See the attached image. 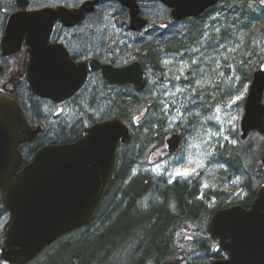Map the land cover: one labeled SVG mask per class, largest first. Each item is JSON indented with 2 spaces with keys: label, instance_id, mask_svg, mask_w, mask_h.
<instances>
[{
  "label": "rangeland",
  "instance_id": "1",
  "mask_svg": "<svg viewBox=\"0 0 264 264\" xmlns=\"http://www.w3.org/2000/svg\"><path fill=\"white\" fill-rule=\"evenodd\" d=\"M32 1L37 8H75L85 2ZM246 1L229 0L227 6L219 5L196 23L184 21L163 29L161 23L170 19L168 9L157 0H142L143 16L150 24L140 33L127 29L129 19L119 3L105 1L74 30L57 28L56 35L81 59L95 57L118 65L138 59L147 40L168 42L160 51L157 65L146 68L149 83L140 100L148 106V113L139 116L142 105L132 110L130 120L136 127L129 123L133 139L123 152L118 175L121 192L137 179L149 186L151 193L135 204L143 214L159 204L165 206L166 199L160 195L163 191L167 194L169 187L178 185L193 191L201 209L196 225L190 222L187 226L189 234L196 226L207 228L214 211L246 200L249 189L261 185L257 184L262 178L256 168L264 152V135L251 133L247 140H241L240 122L253 72L264 63V3ZM173 39L181 40L180 46H172L169 41ZM97 83L98 77L91 76L80 95L63 105V113L58 116V107L36 101L46 115L47 126L39 144L73 140L81 126L88 128L102 119L110 109L107 101L117 97L120 90L99 88ZM171 132H181L182 143L175 153L164 157L156 151ZM178 170L189 174L178 176ZM170 205L174 207L175 202ZM9 220L8 215L0 216V249ZM140 222L135 219L127 232L136 233L137 241L118 254L114 263L139 264L133 258H139L141 245L145 264H152L151 257H164L166 251L155 241L158 226L143 230ZM182 230L178 231L177 244L186 252L183 264H208L207 254L199 246L190 247ZM161 234L164 238V232ZM77 253L73 247H54L42 261H37L38 257L31 264H69ZM172 255L176 252L169 258ZM0 264L4 263L0 260Z\"/></svg>",
  "mask_w": 264,
  "mask_h": 264
},
{
  "label": "water",
  "instance_id": "2",
  "mask_svg": "<svg viewBox=\"0 0 264 264\" xmlns=\"http://www.w3.org/2000/svg\"><path fill=\"white\" fill-rule=\"evenodd\" d=\"M102 1L87 0L75 8L46 6L19 12L9 20L2 49L18 50L25 38L31 54L27 79L38 98L61 104L78 94L95 73L106 85H130L137 93L146 90L148 76L139 59L118 67L95 58L75 62L65 45L51 43L57 23L74 28L84 23ZM109 1L128 10L129 31L140 33L148 28L149 20L142 15L138 0ZM158 1L171 10V20L176 23L197 19L221 2ZM17 5L26 8L28 0H18ZM171 24L164 22L166 26ZM263 99L264 63L252 75L240 122L241 140H247L252 132L264 134ZM44 130L43 125L29 122L17 99L0 94V189L11 214L0 249L6 264H31L62 237L90 226L117 175L120 148L133 139L131 127L113 118L89 127L75 142L41 146L25 162L21 147L36 141ZM182 138L181 132L165 136L169 154L179 149ZM261 161L264 166V154ZM208 232L228 256L210 264H264V186L251 209L237 205L215 211L208 221Z\"/></svg>",
  "mask_w": 264,
  "mask_h": 264
},
{
  "label": "trees",
  "instance_id": "3",
  "mask_svg": "<svg viewBox=\"0 0 264 264\" xmlns=\"http://www.w3.org/2000/svg\"><path fill=\"white\" fill-rule=\"evenodd\" d=\"M243 1L247 2L246 0ZM225 3L227 6L229 0H226ZM210 12H206L204 15ZM204 15L198 19H190L187 21L196 23L198 20L204 18ZM152 39L145 41L142 48L143 54L138 55V59L143 63L145 69L149 64L157 65L156 63L159 59L160 51L161 49L167 47L168 43L167 41H161L160 43L158 38ZM169 42H171V45L175 47H178L181 44V40L177 39H173ZM97 84L99 88H109L108 85L104 84L99 77ZM111 87L120 90L121 92H117V97L111 98L107 101L110 107L109 111L103 115L101 120L93 121L91 125L113 118H120L130 125L129 123L132 122L130 120L132 110L137 109L139 106L141 107V105L143 106V101L140 100V97L143 96L144 92L137 93L133 91L134 93L130 94L128 93V91L130 92L132 90L130 85L124 87ZM140 112L139 116L142 115L146 117L148 113V106H143ZM131 124H133L132 126L135 129V122H132ZM86 129L87 128L84 126H81V131H77V133H75L76 138L82 137ZM51 143L57 144L64 142H61L60 140ZM42 145L44 144H39L37 141L32 145L21 147V150L25 155L26 162L30 161L34 157L35 152ZM128 145H124L121 148L122 152H120V162L121 160H124L125 156L123 155V152L129 149ZM257 165L258 167L256 169L261 174L259 177L262 178H257V180H261L257 184H260L264 178V169L261 161H258ZM119 179V175H117L94 222L86 228L62 237L55 244L44 251L41 254L42 256L40 255L41 257L39 256L37 261L40 262L47 257L52 248L64 246L67 248L73 247L78 250V253L73 255L69 264H117L113 262L114 258L118 254H122L123 250L125 251L130 243L133 244V242L137 241L138 237L136 233H127L130 229L129 227L133 226L135 219L142 221L140 222V226L143 230L149 229V227H156V225L158 226L155 233L157 234L155 241L159 244L156 246L158 248L163 246L166 252L162 259H154L151 257L152 259L149 262L152 264H164L170 260H176L180 264L184 263L182 260L186 252L184 253L180 250L181 245L177 244V234L180 229H183L182 231L186 233V236L188 237L187 241L189 242L190 247L196 248L199 246L201 250L207 254L208 261L212 262L225 257L218 244L211 239L205 226H196L193 234L188 233V224L192 222L196 225L198 220L196 219V216L201 209V204L197 203L196 195H194L193 191H187L185 188L178 185L169 187L170 190L167 194H164L163 191L160 195L162 199H166L165 206L159 204L152 210L143 214V212H140L135 207V204L136 202H140L144 199L146 193H151V191H148L149 186L147 184L145 185L144 181H137V179L134 180L135 182L132 183L129 188H126L121 192L122 184ZM171 201L175 202L174 207L170 205ZM153 219L154 221L152 222ZM159 231L164 232V238H161L162 234ZM178 236H180V233ZM171 245H174V249L172 251H170ZM138 248L140 249L139 251H141V254L139 258H136L135 256L133 261L135 262L137 259V261L139 260V264H145V257H141L143 253L142 245ZM175 252L176 256L172 255V258H169L171 254H174ZM0 260L3 262L1 257Z\"/></svg>",
  "mask_w": 264,
  "mask_h": 264
},
{
  "label": "flooded vegetation",
  "instance_id": "4",
  "mask_svg": "<svg viewBox=\"0 0 264 264\" xmlns=\"http://www.w3.org/2000/svg\"><path fill=\"white\" fill-rule=\"evenodd\" d=\"M85 1H87V0H85ZM105 1H109V0H104L101 2V4ZM138 1L141 5V10H142V8H143L142 7V0H138ZM17 2H18V0H0V94L5 95V96H7L13 100L17 99L19 101V103L21 104L23 110L25 111V113L29 119V122L32 125H34V126L43 125L44 126V128H45L44 133L38 139V140H40V138L45 134V131L47 129V126H45L46 115L44 114L42 109L37 106L36 101H47L49 103H52L54 106L58 107V110L55 114L56 116H58V115H61L63 113L62 106L65 105L66 103L70 102L72 99L78 97L80 95L81 91L78 94H76L73 98H71V99H69V100H67L61 104L55 103V102L50 101V100L40 99L36 95L33 94V92L31 91L30 85L28 83V79H27V70L29 67L31 54L29 52V47L25 46V38L21 41L20 48L18 50L13 51V52H8V51L5 52L1 46V41L5 38V35H6V28H7V25L9 23V20L15 14L22 12V11L31 12V11H36V10L40 9V8L35 7L32 0H28V6L26 8H21L20 6L17 5ZM225 2H226V0H221V2L219 4L208 9L207 12L214 11L219 5H222ZM259 2L262 3L263 1H259ZM162 6H164V5H162ZM122 8L125 10L126 15L129 19L128 10L125 9L124 7H122ZM165 8H167V7H165ZM167 9L170 13V15H169L170 19H168L166 21H172V24H171V26H166V25H164V22H166V21H164L163 23H161V28H163V29L169 28V27L174 26L175 24H178V23L174 22L173 20H171V10L169 8H167ZM142 15H143V10H142ZM187 20H190V19H187ZM187 20H185V21H187ZM179 23H182V22H179ZM149 24H150V21H149ZM80 25H78L74 28H66L62 24L57 23L55 25V28H54L53 33H52L51 43L64 44L66 46V48L69 50V52H70V54H71V56L75 62H78V61L88 62L89 59L95 58V57H89L87 59H81L80 55L75 54L74 53L75 51H73L71 49V47L68 46L66 43H63L61 41V39L59 38V36L56 35L58 27H62L63 29L70 31V30H74L75 28L79 27ZM95 59H97V58H95ZM99 61L101 63H106V62H102L101 60H99ZM111 64L118 67V66H123L126 63H124L122 65H118L116 63H111ZM91 76H98L100 78L99 73L90 74L89 79L91 78ZM148 83H149V81H148ZM108 87H109V85H108ZM80 138L81 137L75 138L73 140L71 139V140H68L64 143H72V142L77 141ZM36 142H34V143H36ZM156 152L158 154L164 156V157H168L171 155L167 152V144H166L165 140L162 141L161 149L157 150ZM119 162H120V160H119ZM119 167L120 166H118L117 175L119 173ZM263 169H264V167H263ZM117 175H116V177H117ZM114 179H113V181H114ZM113 181H112V183H113ZM112 183H111V185H112ZM263 186H264V182H263V184L261 183L260 186L258 185L254 189H249V193L246 197L247 198L246 200H243L236 205L234 204V205L228 206L227 208L240 205L246 210L251 209L253 203L255 202V200L258 196L259 190ZM222 209H225V208H222ZM217 210H220V209H217ZM3 215H8L10 217V220H11V214L7 210L5 203H4V191L2 189H0V216H3ZM10 220H9V222H10ZM225 257H228V256L226 255Z\"/></svg>",
  "mask_w": 264,
  "mask_h": 264
},
{
  "label": "snow or ice",
  "instance_id": "5",
  "mask_svg": "<svg viewBox=\"0 0 264 264\" xmlns=\"http://www.w3.org/2000/svg\"><path fill=\"white\" fill-rule=\"evenodd\" d=\"M188 174H189V172L187 170H185V171H179L178 170L176 173V175H178V176H186Z\"/></svg>",
  "mask_w": 264,
  "mask_h": 264
}]
</instances>
